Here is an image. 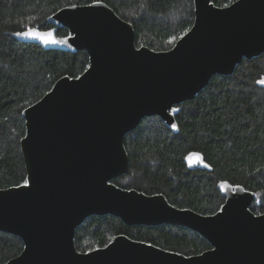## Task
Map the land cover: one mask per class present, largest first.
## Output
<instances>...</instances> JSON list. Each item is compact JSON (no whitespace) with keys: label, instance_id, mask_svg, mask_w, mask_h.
I'll use <instances>...</instances> for the list:
<instances>
[{"label":"water","instance_id":"1","mask_svg":"<svg viewBox=\"0 0 264 264\" xmlns=\"http://www.w3.org/2000/svg\"><path fill=\"white\" fill-rule=\"evenodd\" d=\"M86 5L66 6L50 16L55 27L35 28L66 38L64 45L17 36L46 49L85 50L90 64L23 111L28 184L0 189V231L20 237L24 248L4 264H264V213L250 209L255 192L221 181L225 203L204 215L113 183L129 171L124 138L143 118L159 116L177 131L176 105L194 99L214 75H230L244 58L264 53V0H194L192 27L165 51L138 47L133 25L108 4ZM57 26L68 35L58 36ZM106 214L128 225L185 226L211 248L188 256L121 234L78 251L77 227Z\"/></svg>","mask_w":264,"mask_h":264},{"label":"trees","instance_id":"2","mask_svg":"<svg viewBox=\"0 0 264 264\" xmlns=\"http://www.w3.org/2000/svg\"><path fill=\"white\" fill-rule=\"evenodd\" d=\"M236 0H213L226 6ZM94 0H0V189L24 184L27 171L21 151L26 126L23 111L39 101L62 77H78L89 66L85 50L46 49L15 34L28 27L47 30L48 20L71 4ZM135 29V43L156 51L171 49L193 25L194 0H100ZM58 36L68 35L57 26ZM175 38L172 40L171 38ZM264 53L244 58L230 75H214L192 100L175 107L178 130L159 116L145 117L126 134L128 173L117 186L148 195L163 194L179 208L204 215L218 212L225 197L221 181L256 193L250 209L264 213ZM191 154L202 163L192 166ZM207 165V166H205ZM144 241L184 255L211 248L198 232L180 225H128L119 217L90 216L75 233L76 248L105 247L116 236ZM23 240L0 231V264L19 255Z\"/></svg>","mask_w":264,"mask_h":264},{"label":"snow or ice","instance_id":"3","mask_svg":"<svg viewBox=\"0 0 264 264\" xmlns=\"http://www.w3.org/2000/svg\"><path fill=\"white\" fill-rule=\"evenodd\" d=\"M95 3H99L100 0H94ZM70 8H76L78 7V5L76 4H71L69 5ZM79 7H89L88 5H79ZM17 36H21L25 39H35L40 41L41 43L45 44V45H64L67 43L66 38L65 39H57L54 36V33L52 30L49 31H39L35 28L32 27H28L25 31H18L15 33ZM172 40H175V38H171ZM258 83L264 84V79H261L260 81H258ZM176 111V110H174ZM195 155V154H193ZM198 158V157H197ZM189 159H191V156L189 157ZM207 166V165H205ZM28 184V181H25V185ZM227 185L222 183L220 185L221 188L226 187ZM239 187V186H237Z\"/></svg>","mask_w":264,"mask_h":264},{"label":"rangeland","instance_id":"4","mask_svg":"<svg viewBox=\"0 0 264 264\" xmlns=\"http://www.w3.org/2000/svg\"><path fill=\"white\" fill-rule=\"evenodd\" d=\"M262 79H264V77ZM190 156H191V159H189ZM189 157H188V162L192 166H197V165L202 163V159H201L200 155H198V154H195V155L191 154V155H189Z\"/></svg>","mask_w":264,"mask_h":264}]
</instances>
